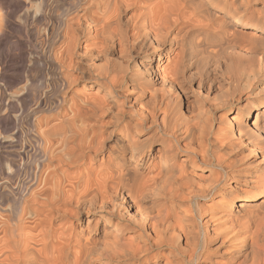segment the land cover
Masks as SVG:
<instances>
[{"label":"bare ground","instance_id":"bare-ground-1","mask_svg":"<svg viewBox=\"0 0 264 264\" xmlns=\"http://www.w3.org/2000/svg\"><path fill=\"white\" fill-rule=\"evenodd\" d=\"M257 1L65 0L53 115L7 143L0 264H264V49L236 43L264 44Z\"/></svg>","mask_w":264,"mask_h":264},{"label":"rangeland","instance_id":"rangeland-1","mask_svg":"<svg viewBox=\"0 0 264 264\" xmlns=\"http://www.w3.org/2000/svg\"><path fill=\"white\" fill-rule=\"evenodd\" d=\"M64 2L65 0H0V185L6 181L8 174L14 172L11 163H21L18 155H9L7 143L12 140V136L19 137L18 141L15 138L19 144L18 151H24L22 146L25 145L26 150L31 152L35 146L32 123L35 119L53 115L50 108L56 97L51 93V82L54 80L53 75L59 72L56 64V52L60 47L57 34L62 31L60 8ZM257 7H264V0H258L255 8ZM57 16H61V19L56 20ZM237 28L246 32L236 42L240 57L264 49L262 41L253 39L254 30L242 29L240 25ZM76 89L81 91L82 86ZM235 113L234 110L219 112L225 118H232ZM254 118L255 114L247 123L252 124ZM222 127L225 124L216 123L215 130ZM256 164H264L261 157H257ZM21 174L14 181L17 177H25L24 171ZM236 202L239 203L238 200ZM74 223L76 231L79 230L80 222Z\"/></svg>","mask_w":264,"mask_h":264}]
</instances>
